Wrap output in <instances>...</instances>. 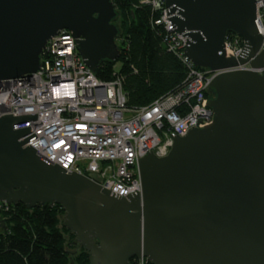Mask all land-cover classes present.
<instances>
[{
  "label": "water",
  "instance_id": "water-1",
  "mask_svg": "<svg viewBox=\"0 0 264 264\" xmlns=\"http://www.w3.org/2000/svg\"><path fill=\"white\" fill-rule=\"evenodd\" d=\"M256 1L166 0L168 15L178 13L168 19L188 36L187 55L221 72L207 87L213 122L176 133L166 156L151 150L139 158L141 195L123 197L47 162L26 145L37 137L27 124L38 114H8L0 117V202L61 205L90 264H131L142 255L154 264H264V49ZM118 17L113 0H0V81L37 72L48 40L62 29L77 37L96 73L102 61L120 57ZM229 32L246 41L238 57L227 47Z\"/></svg>",
  "mask_w": 264,
  "mask_h": 264
},
{
  "label": "built area",
  "instance_id": "built-area-1",
  "mask_svg": "<svg viewBox=\"0 0 264 264\" xmlns=\"http://www.w3.org/2000/svg\"><path fill=\"white\" fill-rule=\"evenodd\" d=\"M140 3L159 13L156 23L164 29L163 44L187 69L179 87L149 105H128L123 76L98 78L84 63L77 37L69 29L48 40L37 72L0 81V117L38 114L37 120L27 124L33 125L29 136L37 137L26 145L33 146L47 162L85 175L123 197L143 193L141 156L151 150L158 157L168 155L173 136H185L214 119V111L206 103L211 98L207 87L217 71L196 66L187 55L188 36L175 30L168 19L178 13L168 15L166 0ZM256 5L264 49V0H257ZM226 43L238 57L246 41L229 34ZM9 205L0 202V209ZM148 261L142 255L132 259V264Z\"/></svg>",
  "mask_w": 264,
  "mask_h": 264
},
{
  "label": "trees",
  "instance_id": "trees-1",
  "mask_svg": "<svg viewBox=\"0 0 264 264\" xmlns=\"http://www.w3.org/2000/svg\"><path fill=\"white\" fill-rule=\"evenodd\" d=\"M113 1L119 11L116 21L120 19L122 30L120 57L102 61L95 74L102 80L123 76L128 105L146 106L179 87L187 69L164 46V29L156 23L159 13L140 0ZM64 213L59 204L29 208L19 202L10 204L8 209L1 208L0 218L6 219L8 229L0 230V264H72L68 242L76 249L75 264H90L89 252L76 243L75 233L64 225Z\"/></svg>",
  "mask_w": 264,
  "mask_h": 264
},
{
  "label": "rangeland",
  "instance_id": "rangeland-1",
  "mask_svg": "<svg viewBox=\"0 0 264 264\" xmlns=\"http://www.w3.org/2000/svg\"><path fill=\"white\" fill-rule=\"evenodd\" d=\"M118 22L120 23V19H118ZM118 43H119V40H118ZM120 66H121V62L118 61L116 63V69L119 70L120 69ZM67 238L69 239L68 234H67ZM67 247H68L69 251H76V249L74 247H72V245L70 244V242L67 243ZM71 256H72V262L75 264V262H74L75 254L71 253Z\"/></svg>",
  "mask_w": 264,
  "mask_h": 264
},
{
  "label": "bare ground",
  "instance_id": "bare-ground-1",
  "mask_svg": "<svg viewBox=\"0 0 264 264\" xmlns=\"http://www.w3.org/2000/svg\"><path fill=\"white\" fill-rule=\"evenodd\" d=\"M260 70H261V69H258V71H260ZM222 71H223V70H222ZM219 72H221V71H217V73H219ZM217 73H216V74H217ZM216 74H215V75H216ZM210 94H211V92H210ZM211 96H212V94H211Z\"/></svg>",
  "mask_w": 264,
  "mask_h": 264
}]
</instances>
